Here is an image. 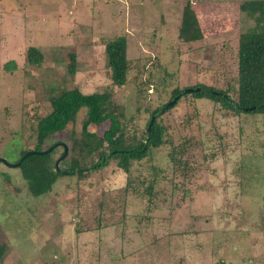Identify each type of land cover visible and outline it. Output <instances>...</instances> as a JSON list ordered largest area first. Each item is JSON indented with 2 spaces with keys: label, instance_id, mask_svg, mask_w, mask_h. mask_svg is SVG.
Wrapping results in <instances>:
<instances>
[{
  "label": "rangeland",
  "instance_id": "obj_1",
  "mask_svg": "<svg viewBox=\"0 0 264 264\" xmlns=\"http://www.w3.org/2000/svg\"><path fill=\"white\" fill-rule=\"evenodd\" d=\"M245 1L0 0V158L13 164L33 149L37 121L66 90L107 95L87 126L100 138L116 118L142 140L174 90L203 85L237 101L238 39L254 22L240 10ZM188 2L201 34L192 44L178 38ZM120 36L130 64L118 87L105 45ZM29 48L40 66L28 63ZM86 119L81 109L42 148L70 146ZM158 123L168 144L128 174L111 160L83 178L60 177L39 198L0 162V264H264V115L186 94Z\"/></svg>",
  "mask_w": 264,
  "mask_h": 264
},
{
  "label": "trees",
  "instance_id": "obj_2",
  "mask_svg": "<svg viewBox=\"0 0 264 264\" xmlns=\"http://www.w3.org/2000/svg\"><path fill=\"white\" fill-rule=\"evenodd\" d=\"M240 10L245 13L248 20H253L254 22L238 39L237 101L231 100L226 92L203 85L190 87L193 90L190 94L196 99L205 98L219 103L223 108L234 113L264 115V0L245 1L240 5ZM178 38L187 44H192L201 39L193 10L189 8V2L183 8L178 28ZM125 44L126 39L120 36L105 45L107 64L110 68V79L112 84L118 87L125 85L129 71L130 62L126 56ZM70 58L71 65L68 71L73 75L75 74V68L73 67L75 57L71 55ZM41 60L38 50L29 48L27 51L28 63L40 66ZM197 88L199 91H196ZM183 90L172 91L169 101L177 98V102L182 96ZM106 100L107 95L105 93L83 95L77 89L62 91L58 96L50 99L51 112L40 118L36 124L35 146L31 150L24 149L19 151L13 164L18 163L24 153L28 151L42 152L57 143H63L67 146L68 152L61 162L66 165L63 170L67 173L58 172L56 168V162L62 153L57 159L54 156L58 148L63 151L60 145L51 151L27 156L14 168L19 169L27 190L32 197L39 198L46 195L60 177L77 176L78 178H83L85 173L89 171L103 169L111 160H115L117 167L128 174L133 162H140L148 156L151 150L159 149L162 145L168 144L164 140L165 131L158 123L160 114H157L165 104L152 111L150 115L146 129L151 117L155 116V118L153 119L148 139H146V131L143 132L142 140H137L135 134H125L116 118H114V126L103 137H97L94 132H89L87 130L88 124L93 120V117L99 118L104 110L103 104H105ZM251 107L253 109L249 110ZM81 109L86 110L87 119L82 123L79 134H75L73 130L70 132V146L64 140L42 148L48 139L64 131L66 132L69 124L74 125L76 116ZM99 151L101 153L97 157V161L87 166L86 160ZM102 160L104 162H101ZM80 169L84 170L76 174L75 171ZM155 178L156 176H153L146 187L149 194L153 189ZM130 184L128 182L127 186L129 187ZM3 251V246L0 245V260L3 256Z\"/></svg>",
  "mask_w": 264,
  "mask_h": 264
},
{
  "label": "water",
  "instance_id": "obj_3",
  "mask_svg": "<svg viewBox=\"0 0 264 264\" xmlns=\"http://www.w3.org/2000/svg\"><path fill=\"white\" fill-rule=\"evenodd\" d=\"M192 91L193 90L190 89V88L184 89L183 92L181 93V95L190 94ZM196 91H199V89L197 88ZM176 100H177V98H174L173 100H171L168 103H166L164 106H162L160 108V110L158 111L157 114L158 115L159 114L161 115V114L164 113V111L170 109L176 103ZM239 109H241V107H239ZM252 109H253L252 107L249 108V110H252ZM154 118H155V116H152L151 117L150 122H149V125H148V127L146 129V139H148V137H149L150 128H151V125L153 123V119ZM59 145L62 146L63 152H62V155L60 156V158L56 162V168H57L58 172L60 171L61 173L66 174L67 172L65 170H62V169L58 168L59 162H61L66 157L67 152H68L67 146L64 145L63 143H57V144L53 145L52 147H49L48 150L42 151V152H38V151H28V152L24 153V155L20 158L19 162L16 163V164H10L4 158H0V162L1 163H4V164H6L7 166H10V167H17L27 156L33 155V154H38V153H43V152L51 151L54 148L58 147ZM101 162H104V160H102ZM83 170L84 169L76 170L75 173L77 174L79 171H83Z\"/></svg>",
  "mask_w": 264,
  "mask_h": 264
}]
</instances>
